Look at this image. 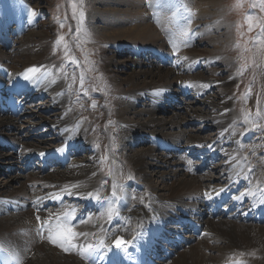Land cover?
<instances>
[{
    "label": "bare ground",
    "instance_id": "1",
    "mask_svg": "<svg viewBox=\"0 0 264 264\" xmlns=\"http://www.w3.org/2000/svg\"><path fill=\"white\" fill-rule=\"evenodd\" d=\"M125 1L128 4L121 5L129 9L113 8L112 1H101L108 8L105 17L100 19L109 28V38L117 40L113 49L104 55L102 68L106 67L109 74L115 72L110 75L114 87L110 86L109 91L112 97L120 94L116 111L118 132L123 141L141 142L138 138L143 134L152 141L161 139L162 144L158 142L148 148L134 149L127 155L134 173L131 181L123 186L117 178L121 170L118 165L107 177V184L102 180L100 184L102 178L97 171L95 159L98 154L95 152L80 160L74 154L73 161L67 166L44 175L19 174L18 170H23V166H13L14 173L0 183V247L14 255V264H131L129 257L143 261L145 255H157L161 250L167 251V259L161 263L154 259V263L264 264V135L257 138L246 120L231 111L229 80L214 74L227 69L226 64L214 68L211 78L205 76L206 72L197 73L200 62L212 64L216 60L195 53L194 47L205 40L198 39L202 31L198 21L208 18L219 0ZM8 4L11 6L10 2ZM8 4L0 8V74H6L10 81L6 88H27L32 98L42 91L47 92L50 99L43 106L47 111L54 110L53 116L28 114V121L24 123L28 127H35L40 122L52 123L55 138L60 143L46 148L45 140L35 144L24 142L30 132L28 129L20 131L25 124L19 128L20 121L14 114L23 105L12 99V104L0 105V152L6 146L11 159L4 161L0 154V161L20 164L23 159L32 162L40 157L48 163L66 157L80 145L87 146L86 134L95 129L97 123L95 118L83 113L88 124H78L76 109L80 106L79 101L70 105V87L64 79L54 76L53 65L44 66L49 62V33L45 27L37 30L44 23L38 24L39 19L34 18L17 28L21 15L28 12L25 4H29L32 13L34 8L27 0H20L19 8L14 10ZM178 5L184 8L179 9ZM12 22L16 24L14 28H10ZM221 28L217 26L216 29ZM207 29L210 31L211 27ZM10 30L16 35L21 32L27 35L8 43L14 37L9 34ZM182 32L188 35L183 36ZM219 38L207 36L206 40L218 45ZM220 49L223 51L224 46ZM121 54L135 58L117 59ZM166 60H170V67L164 68L161 62ZM131 65H137L138 70L126 72ZM38 67L46 69L41 73L30 70ZM259 72L264 78V69ZM19 78L21 81H16ZM217 82L225 85L222 89V95H225H205ZM187 87L195 88V93L203 96L200 105L209 108L203 111V108L188 103L185 107L190 111L189 115L215 125L217 138L202 139L188 134L182 126L184 119L178 116L182 103L176 110L171 109L173 111L167 117L158 118L163 113L161 104L172 105L170 99ZM2 89L3 93L8 91ZM0 98L9 99L7 96ZM93 111L97 110L93 108ZM237 123L244 127L240 132L236 131ZM10 130V134L5 133ZM253 138L263 141V148L257 149ZM246 148L250 149L248 153L243 152ZM192 152L210 153V160L220 155L224 160L221 177L199 173L197 167L199 163L203 167L206 159L201 161L203 164L193 163L195 161L187 158ZM156 153L162 156L163 163ZM157 167L162 182L171 178L168 188L148 181V169ZM11 182L16 186L12 187ZM220 203L224 206L220 207ZM89 206L95 211H90ZM228 207L231 212L226 215ZM109 208L114 210L111 219ZM218 209L220 212L215 213ZM65 213L69 214L75 232L87 233L74 243L96 246L97 251L89 259L81 257L79 248L64 252L48 242V226L55 229ZM42 223L45 229L40 238L38 225ZM181 224L183 231L191 227L183 236V239L191 240L178 241ZM115 235L131 242L126 246L131 256L125 260L118 258L111 247Z\"/></svg>",
    "mask_w": 264,
    "mask_h": 264
},
{
    "label": "rangeland",
    "instance_id": "2",
    "mask_svg": "<svg viewBox=\"0 0 264 264\" xmlns=\"http://www.w3.org/2000/svg\"><path fill=\"white\" fill-rule=\"evenodd\" d=\"M10 1L11 0H3V3ZM27 1L30 3V6L34 8L33 14H40L44 19L43 21L42 19L38 18V24H44H40L41 26H39L37 30H41L43 29V27H45L44 30L49 33V40H47L50 42V44L48 45L50 47H48L49 62L47 63V65H53V70H55L54 76L56 75V78L64 79L63 82L70 87V105H75L76 102L79 101L80 106L78 107V109H76V114H78L79 116V112L84 113V115L88 113L91 119L95 118L96 120L97 127L91 130L90 133L87 132L86 139H88L90 143L88 144L90 145V148L93 149L95 147V151L97 152L95 153L99 154L97 156L98 159L96 158L98 170L102 173L104 177H108L111 173V170L114 169H112L111 167V160L109 158L110 156L113 157V160L116 161V165L121 168L118 179L121 182V186H123V183L125 181H129L133 177L132 175L134 173L132 169L133 167L130 166L127 161V155H129V153H131L134 149L148 148V146L158 144V142L159 145L162 144L161 139L152 141V139L147 138L143 134L139 135L140 138H138V140H141V142H135V144L133 141L132 145L130 144V142L123 141L121 139L120 134L118 132L119 130L117 123L119 121L116 112L119 109L117 103L120 100V94H117V92L114 91L117 95L112 97V94L109 91L110 86L114 87L112 81L110 80V75L115 74V72L110 71L109 74L107 73L108 71H106V67L104 69L102 68L104 55L108 54L107 50L113 49V44L117 40L109 38V28L106 26V24L100 22V19L105 17L104 12L107 11L105 9L108 8V6L102 5L101 1H112L111 7L118 9H129L130 7L121 5V3L124 2L128 4V2H126L125 0ZM177 1L181 3L184 0ZM215 5L216 6L213 5L214 8L212 7L213 9L211 11V14H209L208 18H206L204 21H198V26H200L202 29L198 39L203 38L205 40L203 42H199V44L194 47V52L198 54H204L206 55V58H209L211 60H216L214 61V64H207L204 62V65L200 68V71L199 68H197V73L206 72L205 76L211 78L213 76L214 68H221V63H224L226 64L225 66H228L227 69L221 71L218 70V72H215V77H227V79L229 80V90L231 93L230 96L232 98V105L230 106L232 107L231 111L234 112L233 114H235L236 117L241 116V118H244V120H246V124L252 127V130L257 134V136H255L258 138V136L264 135V78L259 76V71L264 69V31L261 30L262 27H264V10H262V8H264V5H261L260 0H219V3ZM191 7H193L192 4ZM178 8L181 9L184 7L178 5ZM81 11H83L84 13L82 23L80 21L81 17L79 15ZM76 12L78 14L79 20L77 19V17H75ZM243 13L246 16H251L253 18L252 23L256 26V28H252L251 31H247L245 33L244 29H242L240 26H236V23L239 20H242L240 16ZM62 18H64L63 21ZM203 22H206L207 24L205 25ZM13 23L14 22L10 23V28H14V26H12ZM61 24H63L62 29L60 27ZM217 26H221L222 28L220 30H217ZM207 27H211L210 31L209 29H207ZM245 28L248 29V24H245ZM78 29H80V31H77ZM13 32L14 30L9 31V34L14 37H12V40L8 43H12L13 40L19 36L24 37L25 35H27L26 32H21L20 35H16ZM255 33L256 35L254 36ZM60 36L64 37L62 41H58V38ZM207 36H215L218 38L220 37V43L218 45L214 43L209 44L206 40ZM256 39L258 41L257 43H255V46L253 48L254 54L252 58L253 61L251 62L250 51L248 49L249 46H251ZM221 45L224 46L223 51L220 49ZM217 51L219 53H217ZM126 58L131 60L134 59L135 56H133L132 58L131 55L121 54L118 56L117 59L122 60ZM172 58H175V56H173ZM97 63L99 64V70L96 65ZM161 64L164 68L170 67V60L161 62ZM108 67H110L111 69L113 68L111 64H109ZM138 68L139 67L137 65H131L129 66V68L126 69V72L131 73L132 69L138 70ZM120 75L125 77V74L123 73H120ZM81 77H83L84 81L83 86H81ZM251 85L252 87L249 89V86ZM213 86H215V84ZM213 86H211L212 88L210 87L211 89L209 88L205 92V95L215 97L220 94L221 96L223 92L222 89L225 85L223 83L221 84L220 82L219 84H217V86ZM26 90L28 89L26 88ZM195 92L196 90L187 88L184 91V93H187L186 95L178 96L176 98V100H181V102L184 103V105H182V108L178 110V116L181 119H184L182 126L186 129L188 134H192L198 138L203 139L216 137L217 127L215 125L203 121L195 116L189 115L190 111H188V109L185 107L188 103H190V106L192 107H198L199 109L203 108V111L209 110V108H207V106H205L204 104L203 106L200 105V101H202L203 96H200ZM106 94L108 95V97ZM178 94L182 95V93ZM38 97L39 96H37L36 98ZM36 98H33V100L37 101ZM178 101H176L172 105H169V103L167 102H163L161 104L163 113H161V115H158V118L164 116L167 117L168 114L172 113L171 111L173 110L171 109L176 110L178 105L181 104L178 103ZM176 104L177 106H175ZM93 105H95V107H93ZM93 108H95L97 111H93ZM43 109V103H33L29 107L27 115L33 114L35 115V117H37V115L51 117L53 116L52 112H55L54 110L47 111L44 109V111L47 112V114H45L42 112ZM95 113L99 114L96 115ZM26 118H28V116H25L23 119H21V123L18 124L19 128L24 126L25 121H28ZM127 118L132 120L130 117ZM85 119L80 118L81 123H85L87 121L88 124V119L86 117ZM44 123L45 122H40L41 125ZM239 124L240 123L236 124V131L244 129V127L240 126ZM27 127L28 126L25 124V126L21 128L20 131L23 130L24 132V130H27ZM239 127L240 130H238ZM20 131H18L17 133H20ZM5 133L7 134V132ZM22 134L23 133H21V135ZM94 134L96 135L93 136ZM29 136L33 135L29 133L26 138ZM111 141L113 144H111ZM254 143H256L257 149H259L260 147L263 148V145H261L263 141L258 139V141L255 140ZM87 146H85V149ZM2 149L3 151H1L0 154L1 158L5 161L10 157V154L6 146L2 147ZM247 150L250 151L249 148H246L243 152L248 153L249 151ZM192 153H188V156L192 157ZM78 154L76 155L78 156ZM77 156L75 157L78 158ZM88 156L89 154L84 155L85 158H87ZM156 156L158 158L162 157L157 153ZM195 157L197 159L196 153ZM78 159L80 160L82 158ZM192 159L193 161H195L194 163H198L193 157ZM188 160L190 161L191 159L188 158ZM163 161L164 159L161 158L162 163ZM9 166L21 167L22 164H15L14 161L12 163H1L0 161V183L1 180L3 181L4 178H7L8 175L14 173V171H12L11 173L6 172V167ZM198 166L199 167H197V169L199 173H203L200 163ZM210 167L212 166H204L205 170H208ZM158 171H160L158 167L154 170L153 168H149L147 171V178L149 179L148 181H154L155 185L158 187L165 186L168 188L171 183V178L165 179L162 182L157 173ZM212 172L215 173L216 168H213ZM212 172L209 171V173L206 172L204 174L213 176L211 175ZM177 175H180V173H178ZM13 183L14 182H11L9 184L13 187L15 185ZM104 184L106 185V182H104ZM223 206L224 204L221 205L220 203V207ZM229 212H231V208L229 209L228 207V210H226L224 214L227 215ZM180 228L181 229L178 234V240L180 239V237L183 241L191 240L183 239L184 233H182V231L184 230V228L182 227V224ZM190 228H185L187 233H189L188 230H190Z\"/></svg>",
    "mask_w": 264,
    "mask_h": 264
},
{
    "label": "snow or ice",
    "instance_id": "3",
    "mask_svg": "<svg viewBox=\"0 0 264 264\" xmlns=\"http://www.w3.org/2000/svg\"><path fill=\"white\" fill-rule=\"evenodd\" d=\"M261 5H264V0H260ZM262 10H264V8H262ZM80 17H81V23H82V18H83V11H81L79 13ZM253 18L251 16H247L246 17V23H248L249 25V31L252 30L253 27V23H252ZM191 21H189L190 23ZM60 27H63V24L60 25ZM262 31H264V27H262L261 29ZM77 31H80V29H78ZM181 35L183 36H187L188 33L187 32H182ZM64 39L63 36H60L58 38V41H62ZM31 71H35L36 69H30ZM25 79H27V77H25ZM83 77H81V86H83ZM93 107H95V105H93ZM227 111V110H226ZM259 115V113H258ZM247 118V117H246ZM116 185L113 184V190H115ZM113 195H115V191H113ZM89 196L91 197V194H89ZM211 198V197H209ZM75 211V210H73ZM114 214V210L112 208L108 209V215H109V219L112 218ZM62 222L58 223L55 226V229H53V227L51 225L48 226V242L53 244L56 247H59L62 251L64 252H68L70 250V248H79L80 249V255L83 259H89L90 257H92L94 255V253L97 251L96 246L93 244H87V245H80V244H76L74 243V241L79 237V236H86L87 233H77L74 231L71 223H70V216L68 213H65L64 217L61 218ZM37 221H40V217L37 216ZM128 243H131L130 241H125L124 239H122L121 237H117L115 239V241L113 242V245L115 248L120 249L124 246H126ZM125 251H126V247H125Z\"/></svg>",
    "mask_w": 264,
    "mask_h": 264
}]
</instances>
